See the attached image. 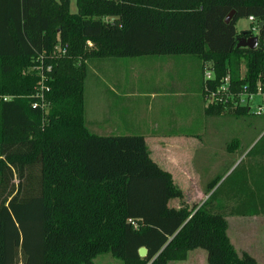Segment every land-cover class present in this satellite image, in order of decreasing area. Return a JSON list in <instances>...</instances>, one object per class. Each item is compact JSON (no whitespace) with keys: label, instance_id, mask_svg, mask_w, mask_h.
<instances>
[{"label":"trees","instance_id":"trees-1","mask_svg":"<svg viewBox=\"0 0 264 264\" xmlns=\"http://www.w3.org/2000/svg\"><path fill=\"white\" fill-rule=\"evenodd\" d=\"M76 4L72 13L71 0H0V264H94L106 253L125 264H169L198 249L208 264H257L232 243L227 217L264 216L263 198L261 208L239 198L232 207L217 202L222 183L199 208L187 204L144 135L91 129L86 82L95 59L193 56L202 63L204 96L206 86L216 91L225 78L233 93L206 113L245 116L251 109L239 97L264 96V0ZM250 17L257 31L238 30L237 22ZM253 36L256 48L237 47ZM58 45L67 46L65 54L52 57ZM43 53L53 65L45 107L31 71ZM263 140L247 156L264 159V146L255 151ZM173 199L180 207L170 206Z\"/></svg>","mask_w":264,"mask_h":264},{"label":"crops","instance_id":"crops-1","mask_svg":"<svg viewBox=\"0 0 264 264\" xmlns=\"http://www.w3.org/2000/svg\"><path fill=\"white\" fill-rule=\"evenodd\" d=\"M172 60H168L171 63ZM194 71L195 78L172 81L174 86L180 82L186 85L195 83L193 92L183 90L187 95L194 96L199 102V111L189 115L186 125H190V132L181 129L177 117L172 120V127H167V120L162 116L155 117L148 123L151 127L142 124V117L132 115L133 104L130 100L121 99L122 104H116L118 96L114 91L99 90L98 104L102 105L101 111L93 116L86 109V117L93 131L102 135L115 134L118 130L135 131L144 135L152 158L165 170L169 171L174 183L181 188L187 204L199 208L210 195L219 188L220 200L230 203L233 200L246 201L244 206L249 208H261L260 199L264 200V179H255V175L262 173L263 164L258 165L257 159L261 156H247V153L257 144L264 132V127H246L244 120L250 118L251 112L245 116H237L236 113L208 114L205 99L202 93V63L199 60L190 59L186 62ZM104 70L105 65H97ZM165 87L167 82L160 80ZM168 85V83H167ZM100 87V86H99ZM180 92V90H179ZM184 92H181L185 94ZM110 95V97H108ZM106 96V98H104ZM119 97V96H118ZM156 98V97H155ZM119 100V98H118ZM203 100V102H202ZM87 102V92H86ZM151 103L149 108L153 109ZM262 122V121H260ZM185 123V121H184ZM243 127V128H242ZM230 141V143L226 144ZM263 159V158H262ZM262 161V160H261ZM258 162V163H261ZM246 162V163H245ZM245 163V165H243ZM241 165H243L241 167ZM251 166L254 168L252 174ZM240 168L235 176V169ZM234 171V172H233ZM254 176V177H253ZM224 178L212 189V184ZM260 192L257 190V185ZM260 198V199H258ZM255 199V200H254ZM181 202V201H180ZM237 205V204H236ZM263 216V215H260ZM253 216V217H260ZM236 217V216H235ZM197 251V250H194ZM193 251L189 252L186 261H172L174 264L187 263ZM207 259V254H203Z\"/></svg>","mask_w":264,"mask_h":264},{"label":"rangeland","instance_id":"rangeland-1","mask_svg":"<svg viewBox=\"0 0 264 264\" xmlns=\"http://www.w3.org/2000/svg\"><path fill=\"white\" fill-rule=\"evenodd\" d=\"M71 12H77L76 0H71ZM230 16L228 19H230ZM237 28L238 30H248L252 28V23L249 19L242 18L237 22ZM61 51L62 49H59V52ZM169 59L172 60L171 63H168ZM190 59L197 60L196 57L188 55H147L134 58L95 59L91 64L90 76L86 82L87 114L88 112L89 114L91 112L95 117V115L101 111L102 105L98 104L99 90H110L114 91L119 96H117L115 100L116 104L121 105V99L130 100L128 103L133 104V108H136L133 110L132 115L136 118L142 117L143 125H147V127L150 128L151 126L148 125V123L151 122L153 118L162 116L165 121L167 120V127H172V120L177 117L178 119L175 120L184 124L181 125V129L190 132V125H186V121L189 115L199 111V102L194 100V96L187 95L181 90V88L183 87V89L190 94L194 91L192 88L195 83H186L185 85L180 82L178 86L172 84V81L175 80L177 82L182 79L195 78V74L193 73L194 70L186 64ZM99 64L105 65L104 70L99 69L97 66ZM242 72H245L244 66L242 67ZM160 80L167 82L168 85L167 83H164L166 86L162 87L161 85H163V83H159ZM181 92H184L185 94ZM108 97H110V95H108ZM104 98H106V96ZM204 99L205 103L209 105L210 102L205 96ZM150 103L153 106L155 105L153 109L149 108ZM263 103V95H256L250 102L249 106L252 114L249 115L250 118L243 121L247 128L264 127V115L255 114L258 107L263 105ZM116 133L119 135L139 134L135 131L129 132L126 130H118ZM262 136H264V132L258 139V142ZM229 143L230 141L226 144V147ZM263 146L264 140L260 142L255 151L261 153L260 150ZM253 157L255 158L256 156ZM260 161L261 163H258ZM256 162L258 165H264V159L262 158H258ZM245 163L243 165H245ZM223 180L224 178L221 182ZM183 201H185V199H183ZM237 201L238 200H233L230 203V206L232 207L236 205ZM181 202L178 199H173L169 204L172 207H180ZM217 202L228 204L227 202H222L220 197L217 199ZM238 202L240 203V201ZM227 222L229 237L239 253L248 252L255 257L257 264H264V216H228ZM205 252L206 251L202 249L193 251L189 261L184 264H208L207 259L203 258ZM94 264L125 263L122 260L113 257L111 254L106 253L96 257Z\"/></svg>","mask_w":264,"mask_h":264},{"label":"built area","instance_id":"built-area-1","mask_svg":"<svg viewBox=\"0 0 264 264\" xmlns=\"http://www.w3.org/2000/svg\"><path fill=\"white\" fill-rule=\"evenodd\" d=\"M249 21L253 24L255 22V19L253 17H250ZM251 29L253 32L257 31L256 26H253ZM66 47L67 46L64 47V46L58 45L55 48L54 54H52L51 56L56 57L58 55L65 54ZM59 49H62V51L59 52ZM52 70H53V65L50 63L49 59L46 57V55L44 53L39 55L36 65L33 68H31V71L34 72L39 77L35 97L37 99H39V101L41 102V105L43 107L47 106L46 105L47 104L46 103V95L51 90L50 86L48 85V82H49L50 73L52 72ZM212 79H213L212 72L210 70L206 69L204 72V80L210 81ZM224 82H225V84L222 87L218 88L216 91H214V90L210 91L208 89V86H206L205 91L207 93H205V98L208 99V101L210 103H213V102L228 103L230 98L233 97V93L229 88L228 78H225ZM258 95H261V94H258ZM254 98H255V95L248 97L247 95L242 94L239 97L238 103L239 104H250V102ZM238 103H236V104L238 105ZM37 105H38V100L34 103L33 106L36 107ZM255 114L264 115V103H263V105H260L258 107L257 112H255ZM129 223L131 225H133L134 228H138L139 224L136 220L130 219Z\"/></svg>","mask_w":264,"mask_h":264},{"label":"water","instance_id":"water-1","mask_svg":"<svg viewBox=\"0 0 264 264\" xmlns=\"http://www.w3.org/2000/svg\"><path fill=\"white\" fill-rule=\"evenodd\" d=\"M233 17V14H231L230 19ZM229 18V17H228ZM227 18V21H230V19ZM258 45V37L257 36H253L251 38H240L239 39V43L237 45V47H247L250 49H254L256 48ZM148 254V250L145 247H142L139 250V255L141 258H145Z\"/></svg>","mask_w":264,"mask_h":264}]
</instances>
